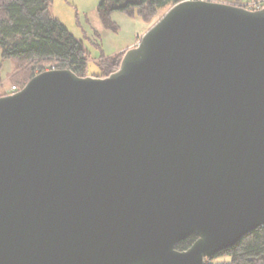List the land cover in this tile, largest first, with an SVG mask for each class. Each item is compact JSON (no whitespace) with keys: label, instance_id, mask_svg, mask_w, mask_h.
Wrapping results in <instances>:
<instances>
[{"label":"water","instance_id":"water-1","mask_svg":"<svg viewBox=\"0 0 264 264\" xmlns=\"http://www.w3.org/2000/svg\"><path fill=\"white\" fill-rule=\"evenodd\" d=\"M263 224L264 8L182 0L108 75L0 96V264H203Z\"/></svg>","mask_w":264,"mask_h":264},{"label":"trees","instance_id":"trees-1","mask_svg":"<svg viewBox=\"0 0 264 264\" xmlns=\"http://www.w3.org/2000/svg\"><path fill=\"white\" fill-rule=\"evenodd\" d=\"M181 0H100L97 10L105 27L116 28L110 19L113 11L133 15L137 13L147 21L158 8ZM52 0H0V49L3 57L17 60L20 68L13 76L17 89L33 75V70H44V62L50 68H70L83 75L86 53L82 44L66 27L49 12ZM120 55L104 58L99 62L103 76L118 67ZM27 65V66H26ZM32 65V67L30 66ZM12 79V78H11ZM20 80V81H19ZM196 239L192 234L177 243L184 250ZM227 254L229 261L219 264H264V224L244 234L231 247L207 257L203 264H213L211 259Z\"/></svg>","mask_w":264,"mask_h":264},{"label":"rangeland","instance_id":"rangeland-1","mask_svg":"<svg viewBox=\"0 0 264 264\" xmlns=\"http://www.w3.org/2000/svg\"><path fill=\"white\" fill-rule=\"evenodd\" d=\"M215 1L232 3L235 5L240 4L237 0ZM99 2L100 0H52L49 6L50 14L59 20L66 29L81 42L86 53L83 73V75L86 76H103L99 67V62L104 58H109L116 54L120 55L121 60L125 50L135 46L142 34H144V32H146L170 6L166 5L162 8H158L147 18V21L137 15V13L128 15L124 12L113 11L110 14V19L116 26V28L113 29L111 27H105L101 22L97 10ZM16 66L17 60L12 57H3L0 49V96L9 94V90L14 86L13 84H19L16 83L13 78L15 73H19L18 70L20 68L18 67L16 70ZM30 66L32 67V65ZM43 66L44 70L51 69L50 63L48 62H44ZM31 70L35 72L34 74L41 72L38 71L39 68ZM28 80H26L21 87H23ZM229 257L230 256L227 254L219 255L211 259V262L213 264L225 263L229 261ZM206 258L207 257H205V259Z\"/></svg>","mask_w":264,"mask_h":264},{"label":"bare ground","instance_id":"bare-ground-1","mask_svg":"<svg viewBox=\"0 0 264 264\" xmlns=\"http://www.w3.org/2000/svg\"><path fill=\"white\" fill-rule=\"evenodd\" d=\"M182 1V0H181ZM210 1H215V0H210ZM249 1V0H248ZM179 2V1H178ZM238 3H240L238 6H241L247 10H251V11H255V10H260V9H263L264 8V0H250L249 2H252L253 3V6L254 7H248L250 4H246V0H237ZM177 3V2H175ZM173 3V4H175ZM171 4L168 9L173 5ZM51 5V4H50ZM167 9V10H168ZM166 10V11H167ZM165 11V12H166ZM50 12V11H49ZM52 69V68H51ZM60 69H63V68H60ZM66 69H70V68H66ZM71 70V69H70ZM39 73V72H38ZM111 73V72H110ZM37 74V73H36ZM108 75V74H107ZM106 76V75H105ZM100 77H103V76H100ZM17 91V90H15ZM11 93V92H10ZM205 261V260H204Z\"/></svg>","mask_w":264,"mask_h":264},{"label":"built area","instance_id":"built-area-1","mask_svg":"<svg viewBox=\"0 0 264 264\" xmlns=\"http://www.w3.org/2000/svg\"><path fill=\"white\" fill-rule=\"evenodd\" d=\"M250 1V0H249ZM248 0H246V4H250L248 7H254L253 6V3L252 2H249ZM15 90H17V88L15 87V86H12V89H10L9 91L10 92H13V91H15Z\"/></svg>","mask_w":264,"mask_h":264}]
</instances>
